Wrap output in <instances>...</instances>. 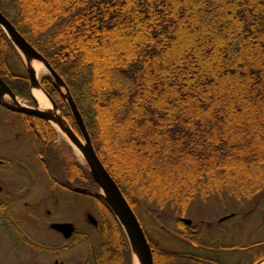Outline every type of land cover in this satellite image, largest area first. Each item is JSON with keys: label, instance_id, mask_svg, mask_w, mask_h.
<instances>
[{"label": "trees", "instance_id": "trees-1", "mask_svg": "<svg viewBox=\"0 0 264 264\" xmlns=\"http://www.w3.org/2000/svg\"><path fill=\"white\" fill-rule=\"evenodd\" d=\"M30 1L0 0V11L66 84L100 161L145 231L154 264H240L224 260L223 254L214 250L243 247L230 243L226 231L217 236L197 232L195 238L176 232L212 250L180 241L170 230L168 244H176L179 250L156 244L152 237L158 234L163 239L164 227L153 211L169 207L178 215L192 201L223 192L237 200L252 201L255 208L264 201V147L244 156L243 149H233V137L228 133L234 115L244 114L246 120L253 102L264 104V0H49V14L35 16L28 13ZM123 23L133 33L126 36L122 56L118 55L100 76L93 58L78 57L85 53L82 44L86 34L92 28L94 38L101 40L102 33H107L114 40L115 27ZM107 54L112 55L110 50ZM184 56L188 62L177 63L178 74L173 78L171 68ZM0 77L18 95L29 97L23 63L1 28ZM42 87L75 128L69 108L49 76ZM235 89L250 90L251 95L238 102L231 97ZM181 101L185 103L184 113L179 110ZM111 106L116 134L123 145H146V140L158 136L152 143L159 144L156 160L183 159L188 163L187 181L177 184L179 179L174 176L172 188L165 191L156 179L142 182L120 170L105 138L108 128L103 122L110 117ZM138 111L140 117H136ZM136 131L141 135L137 137ZM230 151L231 157L254 163L251 176L241 178L214 163V159H221L237 166L241 160H231ZM64 163L63 170L75 185L96 188L87 169L72 156ZM90 198L98 208L100 228L89 239L93 250L86 264H107V254L116 250V244L123 250L120 264H129V247L121 227L100 199ZM145 219L154 222L147 225ZM249 247L253 257V251L264 249V241ZM262 257L264 254L254 261Z\"/></svg>", "mask_w": 264, "mask_h": 264}, {"label": "rangeland", "instance_id": "rangeland-1", "mask_svg": "<svg viewBox=\"0 0 264 264\" xmlns=\"http://www.w3.org/2000/svg\"><path fill=\"white\" fill-rule=\"evenodd\" d=\"M51 8L52 7L49 0H31L27 4L28 13L34 16L42 12L49 14ZM124 23L118 28L115 27L114 33L116 37L114 40H111L107 33H102L101 40L94 38L95 33H91L92 28H90L86 34L88 38L86 39V42L82 44L83 48L85 49V53H79L78 57L82 58L83 56H89L93 58L94 64L98 66V75L100 74V76L102 75V72L109 70L113 62L118 59V55L122 56L121 48L126 45V36H129V34L133 33V30L127 28ZM187 28L190 31L191 26ZM108 50H110L112 53L111 56H108ZM169 60L171 61L172 59ZM185 62H188L186 56L177 62L175 61V64H173V67L171 68V76L173 78H175L176 74H178V69L176 68L177 63L182 65ZM20 71H22V69ZM47 75V70L42 67V71L37 74V77L42 82ZM189 84H191V82H189ZM263 86L260 85L259 88L263 89ZM193 89L197 91L196 88ZM106 91L107 89H105L104 92L105 97H107ZM226 92L229 95L232 94L228 88ZM232 92L234 95L231 97H236L238 102H243V98L245 99L246 96L251 95L250 90H246V92H244L235 89L232 90ZM149 94H151V92ZM201 95L203 96L202 93ZM30 97L25 98L22 96L19 98H21L22 103L27 104ZM180 105L181 106H179V110L184 113V110L182 109L185 106L184 101H181ZM108 109L110 111V117L107 116L108 119H106L103 116L105 118L103 123L108 128V133H106L105 138H107L106 141L109 143L112 155L119 163L120 170L126 171L128 173L130 172L131 175L139 177L142 182L151 180L154 181L156 179V183H158L161 186V189L165 191L172 188V179H175L174 176L179 179L177 184L187 181L186 179L188 176L186 175L185 171L187 170L188 163L184 162L183 159L178 160V158H170L169 161L166 159L164 163L156 160L158 154V152H156V148L159 147V144H155V146H153L152 143L158 141V136H153L152 139L146 140V142L149 143L146 145L136 146L134 143L130 146L123 145L116 134L117 129L114 121L115 113L113 112L114 106H111L110 108L108 107ZM105 111L106 109H104L102 112ZM141 115V112L138 111L136 117H140ZM228 129V133H230L233 137L231 139L232 143L234 144L233 149L236 147L243 149L244 156H247L250 152H253L255 149H257V147H264V104L260 102H253L251 106V113L247 115L246 120L244 114L234 115L228 126ZM135 135L138 137L141 134L140 132L136 131ZM59 142L61 144L60 152H62L64 157L61 156V158L57 159V162L54 166L55 170H57L59 173H63L65 159L69 156H72L80 165H82V167L86 168L82 157L74 152V150L68 144V141L61 134H59ZM175 149H181V147L175 146ZM167 154L168 149H165L164 156ZM228 155L231 160H236L235 163L241 160L238 162L239 165L235 164L237 166H230L229 162L231 161H226L228 162L227 164L223 163L221 159L218 161L214 159V163L218 166H224L227 172L230 174L235 172L237 175H241V178H244L245 176L247 178L252 175L251 168L254 167L253 162L249 164L242 161V159H237L236 156L231 157V151L228 153ZM234 167H237L238 170H236V168L234 169ZM5 174H7L10 179H16L15 172ZM231 196L232 195H228V193L226 194V192H223L219 194L217 193L208 198H199L188 204L187 207H185L178 215H174L169 207H166L163 210H154L153 213L155 218H157L159 224H161V226L164 228L161 230L163 239L158 237V234L154 236L152 235V232H150V235L154 236L152 237V240L156 244H161L166 250H168V248H172V250H179L176 244H168V230H171V233H180L181 231L184 236L195 238L196 231H198L199 227L201 228L200 233H204L207 236L214 232H218L219 235L221 232L222 234H225L224 232L226 231V233L229 234L228 241L232 244L237 243L246 245L256 241L264 240V224L262 222L264 201L260 206L255 208L254 202L248 200H237L234 196V198ZM58 209L59 210L53 211L55 212V215L59 216L53 218L55 221H72L79 228L82 226L87 228L85 223L86 211L91 212L94 216L96 215L97 218H99L98 208L95 205V202L93 200L90 201L86 197H82L80 195L71 196L69 203H66V207L65 204L62 203ZM42 210L47 211L48 209L43 208ZM27 212H25L26 215L28 214ZM231 212L238 213L236 216L226 220L219 227H217V220ZM181 217L191 219L193 222L192 228L181 223L179 221V218ZM151 222H154L153 219L144 220V223L147 225H149L148 223ZM221 226L222 228H220ZM26 227L28 231H31L36 226L32 220L29 219ZM47 228L48 222L45 224V229ZM38 232L37 238H41V240H38L36 235H33L35 237H32L34 240L38 242L45 241L47 245H54L56 248L66 246V244L63 245L65 242L61 240V238L58 240L57 237L52 235L53 232L43 229ZM71 246L72 248L65 253H42V251L34 248L35 246L33 247L28 244L27 247L25 243L21 241V236H17L13 233V231H11L9 227L0 223V264H84V261L90 257V249L87 244L80 240L77 243L71 242L70 247ZM122 252L123 250L120 244H116V250L110 251L107 254V264H120V259L123 257ZM244 252L246 251L233 250L230 252L232 253L230 258H234L236 254V256H238L237 258L245 264L251 260H254L256 257L258 258L262 256L264 254V249L261 248L257 251H253L252 258L249 257L250 253ZM160 259L165 261V258ZM129 264H133L132 259L129 261Z\"/></svg>", "mask_w": 264, "mask_h": 264}, {"label": "flooded vegetation", "instance_id": "flooded-vegetation-1", "mask_svg": "<svg viewBox=\"0 0 264 264\" xmlns=\"http://www.w3.org/2000/svg\"><path fill=\"white\" fill-rule=\"evenodd\" d=\"M5 84L10 92L5 90L0 94V223L9 227L17 236H21V241L27 247L28 244L35 246L34 248L42 253H65L72 248L71 242L77 243L82 240L89 247L91 255L93 248L90 240L100 228V218H96L97 221L99 220L98 226L88 224L85 219L87 228L85 226L79 228L72 221L53 219L59 217L53 211L59 210L58 207L62 203L66 207L71 196L77 194L74 190L73 178H70L64 170L63 173H59L54 169L57 159L64 157L60 152L59 135L48 122L4 106L36 109L32 97L27 104L21 103L16 100L18 97L16 90L11 89L6 82ZM12 172L16 173V179H10L5 174ZM43 208L48 210L44 211ZM25 212L28 214L26 215ZM29 219L36 226L31 231L26 227ZM46 222H48L47 229H45ZM54 223H71L75 231L65 239L62 233L51 228ZM41 229L53 232L52 235L58 240L61 238L65 242L63 245L66 246L56 248L54 245H47L43 240V242L34 240L33 235L37 238V233ZM204 249L212 250L205 247ZM214 250L221 253L220 249ZM242 250L247 252L248 248ZM230 255L229 253L222 256L224 260H230ZM88 260L89 258L84 264Z\"/></svg>", "mask_w": 264, "mask_h": 264}, {"label": "water", "instance_id": "water-1", "mask_svg": "<svg viewBox=\"0 0 264 264\" xmlns=\"http://www.w3.org/2000/svg\"><path fill=\"white\" fill-rule=\"evenodd\" d=\"M0 27L6 33L8 39L23 58L26 71L28 73L30 88L38 87L41 89L36 72L32 66V61H40L48 71L52 78L55 88L60 92L61 96L65 99L74 123L77 128V132L68 124L66 119L61 114L56 113L58 107L54 100L44 91L43 93L49 99L54 110H42L16 108L15 106L4 105L9 109L16 112H24L31 114L35 117L45 120L50 124L56 126L58 130L66 137L68 142L77 150L84 160L89 174L96 184L98 191L91 192L95 197L101 199L118 223L123 229L127 238L133 264H154L153 256L150 245L142 229V226L132 210L130 204L126 200L122 191L106 170L102 162L100 161L90 138V135L86 129L83 118L68 91V88L60 76L52 69L48 62L40 55L23 37L18 33L12 23L2 14L0 11ZM7 90L10 92L6 84L0 79V94L2 91ZM1 102V100H0ZM36 105L37 102L35 101ZM76 192L86 193L90 192L87 189L74 187ZM230 217V216H228ZM228 217L222 218L220 221L225 220ZM87 221L94 226H97V221L90 213L86 215ZM186 224H191V220L183 219ZM264 223V213H263ZM51 228L62 233L65 238H69L74 232V227L70 223H54ZM264 259L256 264H262Z\"/></svg>", "mask_w": 264, "mask_h": 264}, {"label": "bare ground", "instance_id": "bare-ground-1", "mask_svg": "<svg viewBox=\"0 0 264 264\" xmlns=\"http://www.w3.org/2000/svg\"><path fill=\"white\" fill-rule=\"evenodd\" d=\"M32 66L34 67L36 74H38L40 71H42V67H44L43 64L39 61H32ZM32 93H33V96L35 97V99L37 101V105L40 109H43V110H51L52 109L50 102L45 97V95L40 90V88L34 87L32 89ZM56 113H59V112L56 111Z\"/></svg>", "mask_w": 264, "mask_h": 264}]
</instances>
